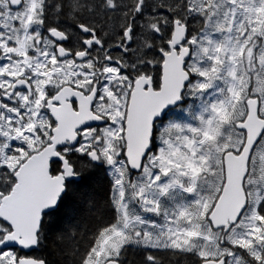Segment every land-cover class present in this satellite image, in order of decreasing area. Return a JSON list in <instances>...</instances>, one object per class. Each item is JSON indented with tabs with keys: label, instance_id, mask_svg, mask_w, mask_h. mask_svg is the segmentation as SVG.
<instances>
[{
	"label": "snow or ice",
	"instance_id": "1",
	"mask_svg": "<svg viewBox=\"0 0 264 264\" xmlns=\"http://www.w3.org/2000/svg\"><path fill=\"white\" fill-rule=\"evenodd\" d=\"M0 264H264V0H0Z\"/></svg>",
	"mask_w": 264,
	"mask_h": 264
}]
</instances>
